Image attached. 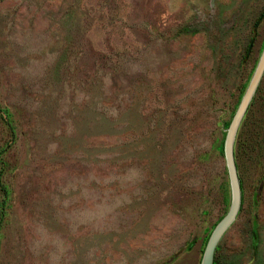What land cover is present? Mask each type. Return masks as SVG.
Returning <instances> with one entry per match:
<instances>
[{
    "label": "rangeland",
    "instance_id": "obj_1",
    "mask_svg": "<svg viewBox=\"0 0 264 264\" xmlns=\"http://www.w3.org/2000/svg\"><path fill=\"white\" fill-rule=\"evenodd\" d=\"M263 39L264 0H0V264H200ZM253 99L213 264H264Z\"/></svg>",
    "mask_w": 264,
    "mask_h": 264
},
{
    "label": "water",
    "instance_id": "obj_2",
    "mask_svg": "<svg viewBox=\"0 0 264 264\" xmlns=\"http://www.w3.org/2000/svg\"><path fill=\"white\" fill-rule=\"evenodd\" d=\"M252 45V43H251ZM250 45V46H251ZM250 50V49H249ZM264 73V47L262 49L259 61L248 83V86L240 100V103L233 115V118L227 128L224 140V158L226 162V170L231 190V202L226 214L215 225L206 242L200 264H213L214 255L217 245L226 232V230L235 221L242 203V190L237 173L234 158V141L239 126L248 110V107L256 93L257 87Z\"/></svg>",
    "mask_w": 264,
    "mask_h": 264
},
{
    "label": "trees",
    "instance_id": "obj_3",
    "mask_svg": "<svg viewBox=\"0 0 264 264\" xmlns=\"http://www.w3.org/2000/svg\"><path fill=\"white\" fill-rule=\"evenodd\" d=\"M263 46H264V39L262 41V46H261L260 50H262ZM247 51L249 52V47L247 48ZM253 103H254V99L252 100L251 104H253ZM253 127H264V120L259 119L257 122H254Z\"/></svg>",
    "mask_w": 264,
    "mask_h": 264
}]
</instances>
